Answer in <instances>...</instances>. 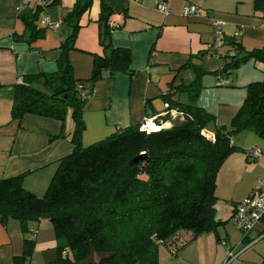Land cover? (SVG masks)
I'll list each match as a JSON object with an SVG mask.
<instances>
[{"label": "crops", "instance_id": "0c3cea01", "mask_svg": "<svg viewBox=\"0 0 264 264\" xmlns=\"http://www.w3.org/2000/svg\"><path fill=\"white\" fill-rule=\"evenodd\" d=\"M75 2L60 0L41 13L39 25L46 15L56 28L45 26L43 35L28 44L29 34L21 17L34 11L35 0H0V179L24 174L23 188L38 197L45 194L58 161L72 151L75 125L70 111L64 127L57 120L29 114L11 121L14 85L24 76L58 71L60 46L71 32L64 20ZM104 2L115 13L109 18V23L117 26L111 32V43L130 49L134 75L101 72L81 112V147L118 129L140 126L146 117L152 118L159 129L171 127L178 115L175 105L189 103L191 94L184 89L196 80L201 88L195 105L205 112H214L213 107L220 111L224 106V111H231V115L243 104L247 86L264 82V62L253 59L236 70L216 74L228 62L227 54H237L230 49V41L243 52L264 51V10L257 0ZM160 4L170 13H161L157 9ZM188 5L198 7L201 15L183 16L182 10ZM98 15L99 1L93 0L79 20L75 49L68 53L73 78L87 87L93 69L92 56L103 55L98 42ZM211 19L223 24L222 40L215 56L204 58L212 40ZM220 79L227 84L217 85ZM208 133L207 138L212 139V132ZM242 134L240 139L231 140L241 150L224 161L216 176L214 216L222 225L216 232L201 233L176 255L160 246L158 264H223L226 246L222 241L237 249L249 243L235 264H264V237L258 238L262 230L256 228L254 237L248 235L243 240L230 221L234 205L247 197L264 173V139L253 132ZM255 148L260 151L257 158L250 156ZM37 223L28 224L27 234L15 219L0 224V264H11L15 257L21 256L24 240L33 238L34 251L26 264L53 263L59 256L53 230L45 219Z\"/></svg>", "mask_w": 264, "mask_h": 264}, {"label": "trees", "instance_id": "16d2710c", "mask_svg": "<svg viewBox=\"0 0 264 264\" xmlns=\"http://www.w3.org/2000/svg\"><path fill=\"white\" fill-rule=\"evenodd\" d=\"M59 1L45 0L44 7L36 4L31 14L21 17L28 44L46 30L38 23L39 15ZM98 1L96 22L103 55L92 56L91 94L103 70L110 75H134L130 49L111 43L117 26L109 18L115 13L104 0ZM92 3L76 0L66 16L64 22L71 32L60 46L58 71L24 76L14 85L11 121L29 114L57 120L64 127L70 111L75 125L73 149L58 161L42 197L23 188L24 174L0 179V224L15 219L27 234L30 222L47 219L59 254L52 264L80 263L89 257L91 248L112 254L99 264H158L160 246L176 255L201 233L216 232L222 225L214 216L216 176L224 161L241 150L231 143L234 135L253 132L264 139V82L247 86L230 130L219 128L212 139L203 130L213 117L195 105L201 88L196 80L184 89L191 94L189 103L175 105L178 115L171 127L149 132L140 131V126L118 129L81 147L80 117L87 101L79 96L77 83L81 81L73 78L68 53L75 49L79 20ZM256 3L264 10V0ZM228 44L237 54H227L228 62L217 75L236 70L250 59L264 62V51L243 52L234 41ZM34 246V238L25 239L21 256L11 264H26ZM62 251H69L72 258L62 256Z\"/></svg>", "mask_w": 264, "mask_h": 264}, {"label": "built area", "instance_id": "2783aa9c", "mask_svg": "<svg viewBox=\"0 0 264 264\" xmlns=\"http://www.w3.org/2000/svg\"><path fill=\"white\" fill-rule=\"evenodd\" d=\"M35 3L40 7H44L46 2L45 0H35ZM21 8L22 6H19V11L21 10ZM157 9L164 14L170 13L168 8L164 4L158 5ZM182 15L186 17L198 16L201 15V10L196 6L188 5L183 8ZM210 24L212 27V40L207 51L203 55L204 58L215 56V51L219 47V44L222 40L223 24L214 19L210 20ZM40 25L48 27L50 26V28L52 29L56 28V25H53L49 22V18L46 15L43 16L40 20ZM217 82V85L219 86H224L227 84L225 80L221 79ZM77 89L79 91L81 100L87 101L90 99L92 95L91 89L85 86L84 83L78 82ZM151 124L155 125L153 123V119L150 117H146L141 123L139 130L149 132L152 130L150 128ZM259 154L260 151L255 148L252 150L250 156L253 158H257ZM230 221L241 232L243 240L247 238L249 233L255 230L259 225H263V227L258 238L264 237V173L257 178L255 186L252 188L247 197L240 203L234 205ZM221 244L226 246L225 260L223 264H235L242 251L249 246V243H247L244 244L241 248L237 249L227 246L225 241H222Z\"/></svg>", "mask_w": 264, "mask_h": 264}, {"label": "rangeland", "instance_id": "374dc122", "mask_svg": "<svg viewBox=\"0 0 264 264\" xmlns=\"http://www.w3.org/2000/svg\"><path fill=\"white\" fill-rule=\"evenodd\" d=\"M213 108H215V111L214 112H210V111H207V112H209L208 114H210L212 117H213V120H211V121H208L207 123H206V125H205V127H204V130H203V132H204V135L207 137H210L209 136V130L212 132V135L214 136V133L219 129V128H224V129H228V130H230V128H231V121H232V118L235 116V114L238 112V111H235L234 113H233V111H232V115H231V111H224L225 110V107L224 106H222L221 108H220V111H218V110H216V107H213ZM218 112H220L219 114H218ZM242 133H244V132H239V133H237L236 135H234L233 137H232V139H234V141H236V138L238 137L239 139L242 137ZM40 221V220H39ZM45 221H47L48 222V220L47 219H45ZM31 224H34V225H37L38 223L37 222H30ZM49 223V222H48ZM233 224V223H232ZM49 225H50V223H49ZM234 226V225H233ZM50 227L52 228V226L50 225ZM235 227V226H234ZM262 227H263V225H259L257 228H260L261 230H262ZM235 229L237 230V232L240 234V235H242L241 234V232L235 227ZM255 234H256V232L253 230V231H251L250 233H249V235H250V237H254L255 236ZM68 255V257L69 258H72V254L68 251V252H66V251H62V256H65V255Z\"/></svg>", "mask_w": 264, "mask_h": 264}, {"label": "water", "instance_id": "95a60500", "mask_svg": "<svg viewBox=\"0 0 264 264\" xmlns=\"http://www.w3.org/2000/svg\"><path fill=\"white\" fill-rule=\"evenodd\" d=\"M111 256L112 254L98 253L91 248L89 257L77 264H99L103 259L109 258Z\"/></svg>", "mask_w": 264, "mask_h": 264}, {"label": "bare ground", "instance_id": "6f19581e", "mask_svg": "<svg viewBox=\"0 0 264 264\" xmlns=\"http://www.w3.org/2000/svg\"><path fill=\"white\" fill-rule=\"evenodd\" d=\"M150 128L152 129V130H158L159 128H157V126H155V125H150Z\"/></svg>", "mask_w": 264, "mask_h": 264}]
</instances>
